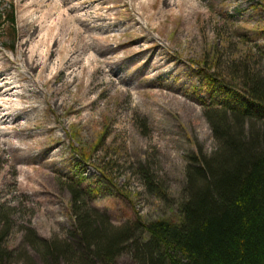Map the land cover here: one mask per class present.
<instances>
[{"label": "rangeland", "instance_id": "1", "mask_svg": "<svg viewBox=\"0 0 264 264\" xmlns=\"http://www.w3.org/2000/svg\"><path fill=\"white\" fill-rule=\"evenodd\" d=\"M263 30L264 0H0L4 263L67 237L71 189L114 225L179 223L187 157L215 148L204 76L264 73Z\"/></svg>", "mask_w": 264, "mask_h": 264}, {"label": "trees", "instance_id": "2", "mask_svg": "<svg viewBox=\"0 0 264 264\" xmlns=\"http://www.w3.org/2000/svg\"><path fill=\"white\" fill-rule=\"evenodd\" d=\"M7 17L13 26L14 14ZM240 66H231L229 75L241 89L214 73L204 76V115L215 148L198 147L187 157L180 222L114 225L71 189L74 226L67 237L31 234L42 264H115L125 251L137 264H264V73L247 62ZM147 182L150 190L159 186ZM7 231L5 219L0 239ZM4 258L0 249V264Z\"/></svg>", "mask_w": 264, "mask_h": 264}]
</instances>
